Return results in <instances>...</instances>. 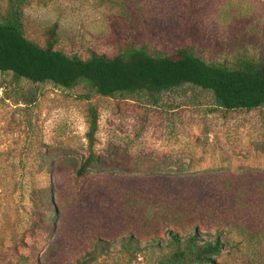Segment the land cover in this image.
<instances>
[{
  "label": "rangeland",
  "instance_id": "1",
  "mask_svg": "<svg viewBox=\"0 0 264 264\" xmlns=\"http://www.w3.org/2000/svg\"><path fill=\"white\" fill-rule=\"evenodd\" d=\"M20 2L26 40L43 46L55 25L53 50L81 60L129 45L230 70L264 59V0ZM88 106L96 164L77 176ZM193 233L221 244L211 264H264L263 107L218 110L190 85L109 98L0 74V264H159Z\"/></svg>",
  "mask_w": 264,
  "mask_h": 264
},
{
  "label": "trees",
  "instance_id": "2",
  "mask_svg": "<svg viewBox=\"0 0 264 264\" xmlns=\"http://www.w3.org/2000/svg\"><path fill=\"white\" fill-rule=\"evenodd\" d=\"M20 7V0H9L0 19V74H9L14 82H47L61 88L83 84L92 94L109 98H127L141 92L158 95L190 85L209 92L218 110L264 108V59L230 70L206 64L186 48H179L171 55H151L143 47L129 45L110 58L90 53L87 59L81 60L53 50L55 25L45 31L43 46L26 40ZM87 116L88 155L75 171L77 176L96 164L91 150L97 122L92 106L87 107ZM41 203L43 210H50L49 201ZM169 241L173 251L159 264H211L222 248L218 240L199 241L196 233L185 239L174 235Z\"/></svg>",
  "mask_w": 264,
  "mask_h": 264
}]
</instances>
